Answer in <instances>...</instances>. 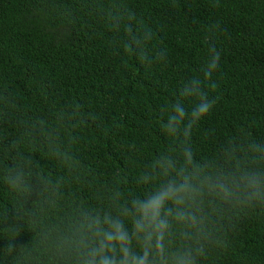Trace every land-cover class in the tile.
I'll return each mask as SVG.
<instances>
[{
  "label": "trees",
  "instance_id": "1",
  "mask_svg": "<svg viewBox=\"0 0 264 264\" xmlns=\"http://www.w3.org/2000/svg\"><path fill=\"white\" fill-rule=\"evenodd\" d=\"M108 8L148 30L147 59ZM212 50L218 67L204 78ZM192 78L214 100L190 131L197 160H216L232 139H264V0H0V264H63L54 242L72 208L106 206L100 194L113 188L146 195L137 174L169 147L167 107L191 110L179 91ZM21 154L35 165L23 197L5 182ZM203 264H264V206L237 211Z\"/></svg>",
  "mask_w": 264,
  "mask_h": 264
},
{
  "label": "clouds",
  "instance_id": "2",
  "mask_svg": "<svg viewBox=\"0 0 264 264\" xmlns=\"http://www.w3.org/2000/svg\"><path fill=\"white\" fill-rule=\"evenodd\" d=\"M100 11L114 25H124L129 34L126 47L147 59L143 45L149 32L134 29L133 14L119 8ZM219 59L212 50L202 69L204 78L217 69ZM201 84V79L192 78L180 88V96L192 101L190 111L180 102L166 109L160 129L169 147L136 177L138 184L149 186L146 195L125 200L113 188L100 194L106 206L71 209L66 234L54 242L63 264H203L210 250L222 245L237 211L264 206V139H232L216 160L196 159L190 131L214 104L202 93ZM44 131L52 156L72 167L57 134ZM31 134L39 136L40 131ZM34 167L31 157L21 154L7 168L5 182L13 193L23 197L32 192Z\"/></svg>",
  "mask_w": 264,
  "mask_h": 264
}]
</instances>
